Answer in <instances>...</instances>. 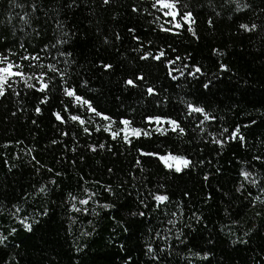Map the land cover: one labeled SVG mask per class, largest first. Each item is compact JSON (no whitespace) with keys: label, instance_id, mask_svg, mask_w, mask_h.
<instances>
[{"label":"trees","instance_id":"trees-1","mask_svg":"<svg viewBox=\"0 0 264 264\" xmlns=\"http://www.w3.org/2000/svg\"><path fill=\"white\" fill-rule=\"evenodd\" d=\"M166 1L0 0V264H264V0Z\"/></svg>","mask_w":264,"mask_h":264},{"label":"snow or ice","instance_id":"snow-or-ice-1","mask_svg":"<svg viewBox=\"0 0 264 264\" xmlns=\"http://www.w3.org/2000/svg\"><path fill=\"white\" fill-rule=\"evenodd\" d=\"M107 2V0H106ZM158 2L163 6V7H166V8H174L175 7V4L174 3H167L166 0H158ZM242 27L246 28L247 29V26L246 25H242ZM191 30V29H189ZM157 59H159V57H157ZM6 62V58H0V64H3ZM16 67V68H19V65H13L11 63H7V66L6 67H0V95H3L4 94V85L6 83H8V81L12 78V77H15V76H22L23 73L22 72H19V71H13V68ZM106 67H111L110 65L106 66ZM197 71H199V69H197ZM127 84L128 85H133L134 86V82L132 80H128L127 81ZM28 87H33V85L31 84H28ZM47 87L46 84H44L40 91H43L45 88ZM149 93L152 92V89H148ZM65 92L68 96H74L75 93L73 90H70V89H65ZM82 98L79 97V96H76V100L80 101ZM83 103L87 104L88 102L87 101H83ZM89 107H91L89 105ZM193 111H196V112H203V109L201 108H193L192 109ZM37 111H39V109H37ZM92 111L95 112V109H92ZM97 115H99V113H97ZM56 118L58 120L62 119L60 114L57 113L56 114ZM207 119V116L205 117ZM72 120H78L79 118L76 117V116H72L71 117ZM107 119V118H106ZM81 123H83V121H80ZM122 123L124 124H128L129 122L128 121H123ZM171 123L175 124L174 121H172ZM107 130V129H106ZM238 131V130H237ZM236 133H233V135H235ZM115 135V134H114ZM161 159H165V158H161ZM172 159H182V158H176V157H172ZM184 164L185 166H187L188 162L187 161H184ZM177 171H180L179 168L176 169ZM247 176V174H245ZM155 199L157 201H164L167 199V197L165 196H156ZM81 203H87V201H81ZM28 227L29 230H31V226L28 225L26 226ZM3 237H0V243L3 242Z\"/></svg>","mask_w":264,"mask_h":264},{"label":"rangeland","instance_id":"rangeland-1","mask_svg":"<svg viewBox=\"0 0 264 264\" xmlns=\"http://www.w3.org/2000/svg\"><path fill=\"white\" fill-rule=\"evenodd\" d=\"M167 3H171L170 1H166ZM161 5V4H160ZM161 7H163L161 5ZM163 9L165 10V12L167 14H170L172 13V8H166V7H163ZM7 63H10L6 60L5 63L3 64H0V67H6L7 66ZM14 71V70H13ZM107 117L104 116L103 119L105 120L104 122V127L105 129H107L108 132L112 133L113 135H118L120 134V132L122 131V133L125 135V136H131V135H138L140 134L141 130L138 129V128H135L133 127L132 125H130L129 123L128 124H124L122 125V127L120 128H117L115 123L113 121H110L108 118L106 119ZM150 121L152 122V127H154L155 129H158V130H161L163 129L168 123L170 122H167L165 119L163 118H151ZM172 124V123H171ZM176 158H182V159H176V167L177 168H181L182 166H184V161H187V159L183 158V157H176Z\"/></svg>","mask_w":264,"mask_h":264}]
</instances>
